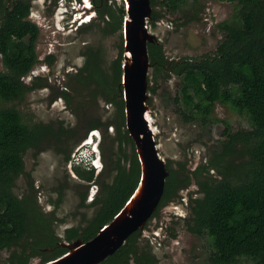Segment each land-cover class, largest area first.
Segmentation results:
<instances>
[{
    "label": "trees",
    "instance_id": "1",
    "mask_svg": "<svg viewBox=\"0 0 264 264\" xmlns=\"http://www.w3.org/2000/svg\"><path fill=\"white\" fill-rule=\"evenodd\" d=\"M156 1L151 0V4ZM186 1L161 0L160 4L174 12ZM229 1L237 3L236 12L230 19L217 23L224 37L216 52L198 59L172 61L163 43L150 42L148 49L152 66L166 72L172 69L180 76L175 100L182 104L185 119L223 122L228 130L207 164L198 167V172L213 168L220 176L198 181L203 195L191 200L190 230L210 240L212 264H237L242 259L249 260L246 264H264V0ZM108 2L92 0L97 15L89 25L105 20L106 28L116 31L121 29L126 15L125 4L122 2L116 10ZM31 6L28 0H12L8 4L0 0V55L5 67L0 70V98L5 102L23 98L35 86H29L22 79L39 61L36 41L40 28L28 18ZM157 18L158 13L152 10L150 22ZM119 49L109 72L96 59H89L85 69L88 75L80 81L90 87L92 97L100 95L117 106L118 119L115 116L114 123L119 146L117 151L111 149L110 168L114 176L110 182L101 181V193L90 204L98 206L95 214L84 226L67 227L64 237L67 241L92 238L124 206L140 179L138 155L125 127V103L121 94L123 43ZM216 102L229 104L245 114L250 127L233 130L229 121L212 117ZM109 124L106 123V128ZM101 125L100 118L89 123L90 128ZM60 132H55L49 123L26 118L14 104L0 105V250L27 240L20 250L10 255L9 264H29L35 256L43 264L68 250L60 245L63 239L54 231L51 220L38 212L33 196L19 197L14 191L18 177L25 172L27 150L51 143L54 137H61ZM76 133L72 129L68 135L78 137L77 141ZM74 168L87 181L102 179V174L94 177V169L81 165ZM167 168L164 193L152 216L179 197V190L192 180L185 173V166L174 168L167 162ZM86 195L83 194V200ZM141 233H132L100 264H130L131 261L157 264Z\"/></svg>",
    "mask_w": 264,
    "mask_h": 264
},
{
    "label": "rangeland",
    "instance_id": "2",
    "mask_svg": "<svg viewBox=\"0 0 264 264\" xmlns=\"http://www.w3.org/2000/svg\"><path fill=\"white\" fill-rule=\"evenodd\" d=\"M11 1L4 0L7 4ZM28 1L32 5L29 18L40 28L36 42L40 62L26 77V81H33L35 86L14 102H5L0 98V105L14 104L26 118L49 123L55 132L61 131L62 126L79 127L82 134L90 121L100 118L103 127L101 125L99 152L103 167L95 169L94 177L102 174V180L110 182L114 176L110 168L113 158L111 149L117 151L119 146L115 138L118 129L114 123L115 116L118 119L117 106L100 95L92 97L88 91L90 87L80 81L86 73L88 75L84 69L89 59H96L100 67L110 71L124 41L123 23L116 31H107L104 21L96 20L93 26L89 25L95 15L81 25L71 23L73 17L76 19L71 14L74 6L81 8L83 3L88 4L92 0ZM160 1L152 5L159 18L149 20V27L163 43L164 51L172 61L198 59L216 52L224 37V31L217 23L230 19L237 6L236 2L229 0H187L180 10L170 12L163 8ZM122 2L125 4L124 0H109L116 10ZM86 13L91 15L93 11ZM0 70H5L1 56ZM31 77L35 78L31 80ZM180 82V76L172 69L166 72L157 70L155 66L150 68L148 118L155 131L158 149L166 162L174 168H189L193 177L187 187L179 190V197L162 206L147 221L141 239L155 255L157 264H212L210 240L190 230L189 206L191 198L203 195L197 180L220 176L213 168H205L197 173L198 179L194 171L198 165L207 164L213 149L224 140L228 130L223 122L185 119L182 104L175 100ZM91 85L94 87V83ZM212 117L229 121L233 130L250 127L245 114L222 102H216ZM106 123L111 124L108 129L105 128ZM66 144H70V156L85 150L83 146L76 151L79 142L75 143V140ZM59 146L57 141H52L48 145L29 148L24 156L25 173L18 177L14 191L19 197L33 196L38 212L51 220L54 231L64 240L67 227L83 226L95 214L98 206L90 204L94 200L92 197L101 193V185L98 178L94 181L80 178L74 165L85 169L92 167L87 161L79 162L83 164L72 161L69 164ZM85 193L86 199L83 200ZM176 205L181 210L174 208ZM24 241L27 240L10 249L0 250V264H9L10 255L20 250ZM247 262L248 259H242L237 264ZM29 264H40V257H31ZM130 264L135 263L131 261Z\"/></svg>",
    "mask_w": 264,
    "mask_h": 264
},
{
    "label": "water",
    "instance_id": "3",
    "mask_svg": "<svg viewBox=\"0 0 264 264\" xmlns=\"http://www.w3.org/2000/svg\"><path fill=\"white\" fill-rule=\"evenodd\" d=\"M122 85L125 125L140 162L139 182L124 206L90 239L62 240L68 250L43 264H99L115 253L138 229L143 230L156 211L169 175L167 162L158 149L155 131L148 118L149 70L152 67L148 44L158 41L151 32V0H124ZM181 210L177 205L174 207Z\"/></svg>",
    "mask_w": 264,
    "mask_h": 264
},
{
    "label": "flooded vegetation",
    "instance_id": "4",
    "mask_svg": "<svg viewBox=\"0 0 264 264\" xmlns=\"http://www.w3.org/2000/svg\"><path fill=\"white\" fill-rule=\"evenodd\" d=\"M112 1H116V0H112ZM89 3L87 4V3H83L82 5L83 6H81V8H80V6H78V5H76V6H74V10H72L71 11V14H73V15H75L76 16V19L73 17L72 18V22L71 23H75V22H77V24L79 25H81V24H83V22H86V20H88V19H90L91 20V18L95 15H97V13H96V11L93 9V3L92 2H90V1H88ZM109 3V2H108ZM86 7V8H85ZM89 7H92L91 9H87V8H89ZM90 10H92L93 11V14L91 13V15L90 14H87L86 13V11H90ZM29 15H30V13H29ZM91 17V18H90ZM28 18H29V16H28ZM106 18L108 19V16H106ZM30 19V18H29ZM102 21H104L105 23H106V21L105 20H102ZM35 22V21H34ZM36 23V22H35ZM39 26V25H38ZM105 29L107 30V31H109V29L110 28H106V25H105ZM40 32V31H39ZM38 37H39V35H38ZM38 39V38H37ZM37 42V41H36ZM37 51V50H36ZM1 56V55H0ZM39 57V56H38ZM40 62V59H39V61L33 66V68H32V70L34 69V67L38 64ZM4 66V65H3ZM5 68V67H4ZM32 70L29 72V73H27V75H24L23 77H22V79H23V81L26 83V84H28L29 86H30V84L32 85V82L33 81H31L30 83H28L27 81H26V77L27 76H29L30 75V73L32 72ZM85 70V69H84ZM86 71V70H85ZM33 78H35V77H31L30 79L31 80H33ZM122 83V82H121ZM35 84V83H34ZM121 94H122V97H123V85L121 84ZM32 89V88H31ZM31 89H29V90H31ZM29 90H27L26 91V93L29 91ZM25 93V94H26ZM25 94H24V96H25ZM123 99H124V97H123ZM19 100V99H18ZM117 114V113H116ZM36 121V120H35ZM38 122H41V121H38ZM109 125H111V124H109ZM102 127H103V125H102ZM101 126L100 127H91L90 128V126H89V124L87 125V128H86V130L82 133V134H84V136L82 137V138H80V136H82V134L80 133L81 131H80V128L79 127H76V128H71V127H60V130H61V132L59 133L60 135H61V137L60 138H57V137H54L52 140H50L51 141V143H52V141L53 142H56L57 141V143L60 145L59 146V150H63V152L66 154V156L67 155H69V153H70V151L68 150L69 149V146H70V144H66L67 143V141H69V140H75V143L76 142H79V144H78V147H77V149H76V151L77 150H80L86 143H94V141L97 143V147H98V150L100 149V143H101V140H102V133H101V131H100V129L102 128ZM109 127V126H108ZM125 127H126V125H125ZM105 128H106V126H105ZM76 130L77 131V136H79V140H77L76 141V139L78 138V137H76V136H69L68 135V133H71V130ZM106 129H108V128H106ZM128 131V130H127ZM129 133V132H128ZM94 137V141H92V140H90L91 138H93ZM131 137V136H130ZM132 138V137H131ZM133 140V139H132ZM134 142V141H133ZM72 143H74V141H72ZM45 145H48V144H45ZM134 145H135V143H134ZM135 150H136V146H135ZM75 151V152H76ZM76 153H74V155H75ZM74 155L72 156H70L69 155V157H68V163L70 164V163H72V161H73V159H74ZM66 156H65V158H66ZM99 156H100V160H101V165H100V168H98V169H96V170H99V169H102V167H103V163H102V159H101V155H100V152H99ZM115 157V156H114ZM67 159V158H66ZM74 166H76V165H74ZM200 165H198V167H199ZM198 167L196 168V170L194 171V174H195V177H197L198 179H199V176L197 175V173H198ZM202 167H204V165H202ZM189 169V168H188ZM204 169V168H203ZM203 169L201 170V171H203ZM94 171H95V169H94ZM200 171V172H201ZM76 172V171H75ZM99 172V171H98ZM114 172V171H113ZM25 173V172H24ZM24 173H22V174H24ZM185 173H187V174H189L190 175V177L192 178L193 177V175H191L190 173H192L190 170H187V168L185 169ZM21 174V175H22ZM77 174V173H76ZM20 175V176H21ZM92 181H94V180H92ZM101 181H103L102 179L101 180H99V182L101 183ZM197 181H200V180H197ZM101 185V184H100ZM93 194H95V193H93ZM91 196V195H90ZM96 197V196H95ZM95 197H92V199H94ZM195 197H193V198H191L190 200H192V199H194ZM160 203V202H159ZM159 206V205H158ZM190 207V206H189ZM158 208V207H157ZM92 218V217H91ZM91 218H89V219H91ZM88 219V220H89ZM86 224H88V221H87V223ZM85 224V225H86ZM84 226V225H83ZM137 231H142L141 229H138ZM136 232V231H135ZM134 233V232H133ZM85 241V240H84ZM105 260V259H104ZM101 263V262H100ZM99 263V264H100ZM135 263V262H134ZM136 264V263H135Z\"/></svg>",
    "mask_w": 264,
    "mask_h": 264
},
{
    "label": "built area",
    "instance_id": "5",
    "mask_svg": "<svg viewBox=\"0 0 264 264\" xmlns=\"http://www.w3.org/2000/svg\"><path fill=\"white\" fill-rule=\"evenodd\" d=\"M90 140H92V141H94V137L93 138H91ZM95 142V141H94ZM84 152L83 151H81V152H78V153H76L75 155H74V159H73V162L74 163H76V164H81V163H83V162H81V163H79L80 161H83V156H84ZM87 163L89 164V167L91 166V167H96V169H98V168H100V165H101V160H100V156H96V157H93V158H91V159H89L88 161H87Z\"/></svg>",
    "mask_w": 264,
    "mask_h": 264
},
{
    "label": "clouds",
    "instance_id": "6",
    "mask_svg": "<svg viewBox=\"0 0 264 264\" xmlns=\"http://www.w3.org/2000/svg\"><path fill=\"white\" fill-rule=\"evenodd\" d=\"M84 146H85V150L83 152L85 154L83 156V161H88L89 159H91L93 157L99 156V150H98L96 142H94V144L86 143ZM81 164H83V163H81ZM92 169H96V167L93 166Z\"/></svg>",
    "mask_w": 264,
    "mask_h": 264
},
{
    "label": "bare ground",
    "instance_id": "7",
    "mask_svg": "<svg viewBox=\"0 0 264 264\" xmlns=\"http://www.w3.org/2000/svg\"><path fill=\"white\" fill-rule=\"evenodd\" d=\"M92 144H94V143H92Z\"/></svg>",
    "mask_w": 264,
    "mask_h": 264
}]
</instances>
